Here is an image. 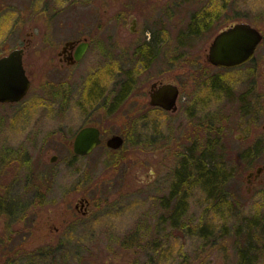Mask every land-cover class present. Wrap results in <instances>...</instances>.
Returning a JSON list of instances; mask_svg holds the SVG:
<instances>
[{
    "label": "rangeland",
    "instance_id": "rangeland-1",
    "mask_svg": "<svg viewBox=\"0 0 264 264\" xmlns=\"http://www.w3.org/2000/svg\"><path fill=\"white\" fill-rule=\"evenodd\" d=\"M23 3V36L31 38L34 26L44 46L48 32L49 54L77 34L92 40L84 59L65 71L44 70L38 56L46 51L31 50L39 66L27 94L0 103V264H240L248 233L257 239L252 264H264V174L247 190V172L264 163L262 50L236 69L205 60L211 37L229 21L264 26L262 0ZM132 11L140 13L134 35L127 29ZM204 11L216 15L207 27L197 17ZM196 22L204 28L193 35ZM127 77L130 92L112 109V92ZM159 79L178 85L175 112L148 103L150 83ZM90 120L104 133H123L122 151L73 155L68 142ZM190 149L215 151L225 200L199 183L182 187L185 202L173 224L170 191ZM82 195L95 208L79 218L74 203Z\"/></svg>",
    "mask_w": 264,
    "mask_h": 264
},
{
    "label": "flooded vegetation",
    "instance_id": "flooded-vegetation-1",
    "mask_svg": "<svg viewBox=\"0 0 264 264\" xmlns=\"http://www.w3.org/2000/svg\"><path fill=\"white\" fill-rule=\"evenodd\" d=\"M49 1H51V0H49ZM153 1L160 2L162 0H153ZM263 1L264 0H262V4H260L261 13L259 16H261L262 19L264 20V18H263V12H264ZM35 5H36V3H35ZM48 6H49V4H48ZM38 7H39V5L37 4V9H38ZM34 8H35V6H34ZM33 12L36 13L37 11L33 10ZM23 13H24L23 0H0V58L7 56L13 50H18L20 53V56H21L22 67L25 71L26 76L29 78L30 82H31V78H30L31 75L33 74V72L35 71L37 66H39V65H36V63H33V60H30V59H36L37 60V57H35L34 55H32L30 57V53H31V50L38 48V46L40 48H42V50L46 51V54H41L38 56V60L41 61V66L43 67L44 70L51 71L54 69L57 71H65V70L71 69L72 67H74L75 65H77L78 63H80L84 59V57L87 54V52L90 48V45H91L92 39L90 37H88L86 35H82V34H77V35L62 39L57 45L54 44L52 53L49 54L47 52V44L50 45V44H53V42H52L51 36L48 35V32H47V35L43 37V38H45L43 41H45V43H46V44H44V46L42 44V41L39 40L40 37L39 36L35 37L34 31H33L35 28L34 26H32L33 30L31 32V38H26L23 36V31H24ZM215 16H216L215 14H212L208 11H204L203 14H200V15L197 14V17H199L200 19H201V17L203 19H206V22H204V24H203L204 27L210 26L212 21L215 19ZM127 18H128L127 29L129 31V33L131 35L138 33V31H139L138 24H139L140 13L137 11H132L128 14ZM242 22L248 23L249 25L254 27L261 34L260 40L257 42V44L255 45V47L253 49V54H252L251 58L247 62H245L241 65L235 66V67H231V68H224V67L215 66V65L210 64L207 61V53H208L209 45H210L212 39L214 38V36L220 30L230 26L231 24L242 23ZM195 24H196L195 25L196 27H191L193 29V31L189 30V32H191V34H193V35H196L199 32V30L201 29V27H203L198 22H196ZM47 28H48V31H50L52 26H47ZM149 38H150V36H149ZM148 42H150V41H148ZM82 44H85L84 50L81 53L80 57L77 58L76 55L78 54L81 47L83 46ZM259 49L262 50L260 52V60H261L260 65H261V64H264V26L262 27L259 24L249 22L246 19H244V17H242V18L236 17V19H234V21L233 20L229 21L227 24H225L224 26L219 28L213 34V36L211 37V39L209 41L207 48L205 49V60L210 65H212L214 67H219V68H224V69H234V68L236 69V68H239L241 66H244V65L250 63L254 59V57L257 54ZM149 53L150 52L148 50H146L144 52V54L146 56ZM257 67H258V62H257ZM257 67L254 69V74L258 70ZM159 80H162V79H159ZM159 80H154V81H159ZM162 81H164V80H162ZM256 86L259 87L260 83H259V85L257 83ZM261 86L264 87V82L261 84ZM29 87H30V85H29ZM114 93L112 92V94H114ZM19 101H15V102H19ZM0 103H14V102H0ZM154 107L161 108L159 106H154ZM86 125H93V126L97 127L99 130V137H100V143L97 146H95L88 154L93 152L98 147H102L107 152H110L113 154H118L120 151H122V145L125 141V137H124L123 133H121V132L104 133L100 124L95 120L86 121V123L83 124L82 126H80L79 128L86 126ZM263 128H264V125H263ZM77 130L75 131V133L77 132ZM75 133H74V135H75ZM112 134L121 135V137L123 138V143H122L121 147L111 148L107 145V140L111 137ZM74 135H73V137H74ZM71 140H69V142H68V147H69V151L73 155H76V156L88 155V154H84V155L75 154L72 150V147H71ZM257 166L262 167L259 172L256 171ZM122 167L125 168V165H122ZM116 170L121 171V172L123 171V169H119V167ZM263 174H264V163L261 165H256L253 170H250L247 172V184H248L247 190L248 191L256 183H261L263 181V178H262ZM151 181L152 180H150V178H148V179H146V181H144V184H148ZM74 208L76 209V212H77L76 214H78V215L80 214L79 218H83V217L88 216L91 212H93L95 206L89 197L82 195V196L78 197V199L75 201ZM64 220L68 224L71 222V220H69V217L64 218ZM53 228H54V232H58L60 230L58 225H54ZM31 264H38V262L33 260L31 262Z\"/></svg>",
    "mask_w": 264,
    "mask_h": 264
},
{
    "label": "water",
    "instance_id": "water-1",
    "mask_svg": "<svg viewBox=\"0 0 264 264\" xmlns=\"http://www.w3.org/2000/svg\"><path fill=\"white\" fill-rule=\"evenodd\" d=\"M261 34L248 23H235L220 30L212 39L207 61L215 66L231 68L247 62L252 54ZM76 55L80 57L85 44H82ZM30 80L26 76L21 64L18 50L11 51L7 56L0 58V102H15L25 96L29 89ZM179 89L172 81H153L148 90L149 104L159 106L170 112L177 110ZM100 143L99 130L93 125H86L77 130L71 140V147L75 154H88ZM123 138L119 134H112L107 140L111 148H119ZM56 155L51 157L54 161ZM261 166H257L259 172Z\"/></svg>",
    "mask_w": 264,
    "mask_h": 264
},
{
    "label": "trees",
    "instance_id": "trees-1",
    "mask_svg": "<svg viewBox=\"0 0 264 264\" xmlns=\"http://www.w3.org/2000/svg\"><path fill=\"white\" fill-rule=\"evenodd\" d=\"M190 30L193 31L192 28H190ZM131 87V81L128 77L119 83L118 90L116 92L113 91V93H115L112 94L113 96L110 99L112 109L116 108L124 101ZM206 154L208 158L210 157L209 159H213L211 163L205 159L204 155ZM215 159L216 164L214 165L213 161H215ZM218 161L213 149H209L200 155H197L194 150L191 149L183 154L180 161L181 163L175 171L174 185L170 191L174 200L176 199V204L172 211H169V219L173 224H176L179 220L183 202H185L184 198L186 195L184 196L182 194V187L186 189V187L193 183H199L206 189L208 195L214 197L216 200L224 199L226 194L223 185L225 183V176L223 175L222 169H220L221 167L218 166ZM204 231V227H200L196 232L203 237V235H205ZM256 246L257 239H253L249 233L246 234L245 241L238 252L240 264H252L254 262L257 257L255 255L257 251ZM260 247L263 248V244H261Z\"/></svg>",
    "mask_w": 264,
    "mask_h": 264
}]
</instances>
